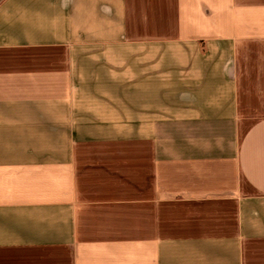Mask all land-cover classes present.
Returning a JSON list of instances; mask_svg holds the SVG:
<instances>
[{
  "label": "crops",
  "instance_id": "1",
  "mask_svg": "<svg viewBox=\"0 0 264 264\" xmlns=\"http://www.w3.org/2000/svg\"><path fill=\"white\" fill-rule=\"evenodd\" d=\"M0 264H264V0H0Z\"/></svg>",
  "mask_w": 264,
  "mask_h": 264
}]
</instances>
